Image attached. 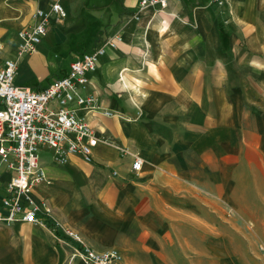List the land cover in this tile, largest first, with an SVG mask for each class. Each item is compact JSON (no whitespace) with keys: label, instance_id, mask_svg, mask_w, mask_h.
I'll list each match as a JSON object with an SVG mask.
<instances>
[{"label":"crops","instance_id":"obj_1","mask_svg":"<svg viewBox=\"0 0 264 264\" xmlns=\"http://www.w3.org/2000/svg\"><path fill=\"white\" fill-rule=\"evenodd\" d=\"M56 1L68 17L18 59V32ZM107 39L116 48L85 94L119 116L87 114L102 140L92 162L77 155L60 165L42 150L50 184L33 197L52 215L47 225L0 222V264H85L55 221L97 252L118 250L120 264H227L233 224L253 222L251 207L264 205V0H171L164 10L140 0H0L2 56L18 59L19 86L47 87Z\"/></svg>","mask_w":264,"mask_h":264},{"label":"built area","instance_id":"obj_2","mask_svg":"<svg viewBox=\"0 0 264 264\" xmlns=\"http://www.w3.org/2000/svg\"><path fill=\"white\" fill-rule=\"evenodd\" d=\"M170 1L140 0V6L164 10ZM211 4L222 8L226 0H211ZM67 17L68 12L59 1L52 3L49 9H37L35 24L17 34L18 59L38 51L49 34L53 19L61 23ZM108 47L116 48V42L107 39L91 52L81 54L71 63L66 75L36 90L16 84L19 61L2 56L4 45L0 41V182L6 172L11 174L4 183L6 195L0 198L3 209L0 222L47 225L45 218L52 215V208L46 201L33 197L37 187L50 184L41 162L43 149L52 151L53 160L60 165L68 164L70 158L77 155L93 161L94 149L102 140L89 123L87 114L100 112L106 117L119 116L104 109L95 95L85 94L90 80L88 75L98 69ZM123 152L129 154L128 150ZM142 167L143 160L135 155L132 170L140 172ZM52 231H61L64 238L79 244L73 247V256L81 258L85 264H120L123 260L116 249L93 250L78 232L58 221L54 222Z\"/></svg>","mask_w":264,"mask_h":264},{"label":"rangeland","instance_id":"obj_3","mask_svg":"<svg viewBox=\"0 0 264 264\" xmlns=\"http://www.w3.org/2000/svg\"><path fill=\"white\" fill-rule=\"evenodd\" d=\"M81 48H76V51L84 49ZM57 53L55 49L49 53V60L54 65V74H59L58 69L63 68L62 61L56 56ZM46 82L44 81V84ZM248 213L252 215L253 222H243L238 219L233 222V226L236 225L238 231L235 236L226 239L227 253L224 256L227 264H264V205L253 206Z\"/></svg>","mask_w":264,"mask_h":264}]
</instances>
